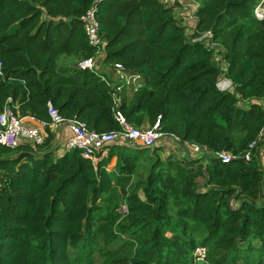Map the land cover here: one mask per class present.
<instances>
[{
    "label": "trees",
    "instance_id": "1",
    "mask_svg": "<svg viewBox=\"0 0 264 264\" xmlns=\"http://www.w3.org/2000/svg\"><path fill=\"white\" fill-rule=\"evenodd\" d=\"M193 1L191 37L178 1L101 2L100 73L78 67L96 52L80 20L94 0H0V112L50 124L52 104L97 132L121 130L118 111L135 127L161 116L164 131L207 147L178 162L157 157L159 146H112L95 165L79 150L56 158L49 128L41 147L0 144V264H264V170L243 158L264 125L259 0ZM115 64L144 85L121 99ZM224 74L233 90L219 87ZM224 150L240 157H212Z\"/></svg>",
    "mask_w": 264,
    "mask_h": 264
},
{
    "label": "built area",
    "instance_id": "2",
    "mask_svg": "<svg viewBox=\"0 0 264 264\" xmlns=\"http://www.w3.org/2000/svg\"><path fill=\"white\" fill-rule=\"evenodd\" d=\"M104 0H94L92 6L81 16L80 20L83 23L84 30L87 36L88 43L96 52L92 58L84 59L78 62V67L81 70L96 71L101 70L99 59L105 55L106 40L101 31L100 21L98 19L99 4ZM181 3V8L177 14L180 25L187 27V33L190 36L194 31V26L190 24L196 8L193 6L196 3L193 0H167L163 1L167 5L173 6L175 2ZM254 16L259 20H264V0H259L254 8ZM212 32L208 31L205 35L206 44L209 49L214 50L215 58H221V50L210 39ZM191 37V36H190ZM116 75H118V83L114 85V90L117 94L121 92L124 85L129 86L135 84L140 78V75L129 74L124 70L121 64H115ZM98 70V71H99ZM227 71V67L223 68ZM103 71H100L102 73ZM3 73V64L0 61V75ZM104 81L107 78L102 76ZM116 81V78H115ZM137 90V88H136ZM115 102L120 105V98L116 96ZM12 103V100H9ZM16 109L18 107H15ZM48 113L51 117V123L47 124L36 120L31 116H20L15 114L13 107L10 105L0 112V144L10 149H17L23 142H28L33 146H43L49 136L48 128L59 127L66 125L69 129V137L65 142L67 151L79 150L81 155L88 160H91L97 165L104 157L108 156L109 148L113 145H128L130 147H142L154 149L160 142L168 139L180 143L185 147V150L193 160L201 159L206 156L207 147H201L193 143H182L181 139L173 133L163 130L162 117L159 116L153 125L146 127H135L127 123L124 115L118 111L116 113L117 121L122 126L121 130L110 132H97L90 130L85 122L77 117L70 119L64 118L52 104L48 105ZM257 157L262 169L264 170V125L260 129L257 137L252 141L243 158L246 161H251L253 157ZM214 158L219 159L223 164H229L240 156L231 151H220L213 153ZM126 205H123L120 213H127ZM206 247H198L195 251L197 260L205 261L207 255Z\"/></svg>",
    "mask_w": 264,
    "mask_h": 264
},
{
    "label": "crops",
    "instance_id": "3",
    "mask_svg": "<svg viewBox=\"0 0 264 264\" xmlns=\"http://www.w3.org/2000/svg\"><path fill=\"white\" fill-rule=\"evenodd\" d=\"M161 1L163 2V1H167V0H161ZM195 21H196V18L194 19V23L196 24ZM222 67L223 68L227 67V65L223 62L222 63ZM114 76L116 77V73L115 72H114ZM143 85H144V80L140 76V78L136 81L135 84H130L128 86L130 92L127 93V94L129 95L130 93H133L134 91L136 92ZM219 87L221 89H225V90H233L232 83H231L230 80H228L225 77V74L220 77ZM136 88H137V90H136ZM127 94H125L123 97H125ZM144 127H146V126H144ZM49 130H50V132L53 135L52 150L54 152L55 157L59 158V157L63 156L67 152V150L65 148V142H66L67 138L70 135L69 129H68V127L66 125H62V126H59V127H52ZM113 146H116V147H130L128 145H113ZM158 146L161 147L160 151L158 152L159 154L163 153V151H167V150L170 151L171 150V151L176 152L180 156L179 159H181V158H183V159L190 158V155L185 150L184 146H182L180 143L174 142V141H172L170 139H168L167 141L160 142ZM130 148L131 149H136L137 147L136 148L135 147H130ZM169 158L172 159V160H175V158H173V157H169ZM117 162H118V158L116 156L113 157L111 162H110V164H109V166H108V170L109 171H116Z\"/></svg>",
    "mask_w": 264,
    "mask_h": 264
},
{
    "label": "rangeland",
    "instance_id": "4",
    "mask_svg": "<svg viewBox=\"0 0 264 264\" xmlns=\"http://www.w3.org/2000/svg\"><path fill=\"white\" fill-rule=\"evenodd\" d=\"M221 57V56H220ZM216 61H220V58L219 59H215ZM101 71H103V72H106V71H108L107 70V68L105 69V67H103L102 69H101ZM110 78V77H109ZM116 81L114 82V84L117 82L118 83V75H116ZM114 78V79H115ZM141 78H142V76H141ZM130 92V90H129V87L127 86V85H124V88L121 90V92H120V96H121V99H122V96H124L125 94H127V93H129ZM148 124L146 123L145 124V126H147ZM160 157L163 161H166V160H169L170 158L169 157H173V158H175V160L174 161H182V159L183 158H181V159H179L180 158V156L176 153V152H174V151H169V150H167V151H163V153H161V154H157V157ZM145 172V171H144ZM144 172H142V173H140L139 175H136V177H135V181L136 180H139V178L140 177H146V175H147V173H144ZM141 193H142V191H141ZM199 247H201V246H199ZM204 247V246H203ZM196 251V250H195ZM194 255H195V252H194Z\"/></svg>",
    "mask_w": 264,
    "mask_h": 264
}]
</instances>
